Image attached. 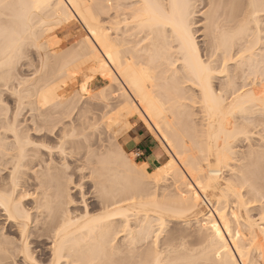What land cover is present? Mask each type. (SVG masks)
Masks as SVG:
<instances>
[{"label": "bare ground", "instance_id": "bare-ground-1", "mask_svg": "<svg viewBox=\"0 0 264 264\" xmlns=\"http://www.w3.org/2000/svg\"><path fill=\"white\" fill-rule=\"evenodd\" d=\"M245 1V11H242L243 14L245 13V16L243 15L245 21L244 19L243 21H239L244 22V24L242 23L243 25L237 23L239 20L237 19L238 15L236 12L237 17L234 16L235 11L232 8L235 2L231 4V0H47L49 6L39 12L32 8L36 0H9V3L13 7L7 10L0 9L1 70L12 68L17 57L18 44L20 41H25L24 37L26 39L28 37L29 40L32 38L33 42L29 41L28 45L30 42L32 44L35 42L40 50L54 45L57 46L58 42L54 38L53 33L56 30L64 28L66 25H71L72 21L76 20L85 34L79 40V43L77 42L78 44H74L76 47H73L74 49H78L79 56L84 59V63L89 69L88 71L91 72L90 81L94 77H97L100 81V89L97 91L99 100L108 104L110 103L108 105L110 106V111L113 112V109L115 111L113 116L117 117L119 121H123L125 127L128 128L130 126L128 123L129 119L135 118L161 144L162 150L169 158L163 167L157 170V173H149L145 168L146 163H136L132 156L126 154L121 146L115 151L114 148H111L113 151L109 150L110 148H108L109 151L104 150L105 159L103 160L104 157L100 155L102 157L98 162V164L100 163V169L98 167L97 171L93 170L97 166V162L93 166L90 165V160L86 159V162L90 165L88 167H92V170L96 173L99 170L98 177H100V180L104 171H106L104 174L107 176L102 177V182L105 179L108 182L107 179L109 178L107 177L111 173L110 182H98L102 183L101 186H108L110 184L111 186H108V189L105 186L106 189L104 188V190L100 184H96L95 186L99 190L98 193H96L98 190L95 191L97 196L93 194V196H96L94 199H98V213L91 214L92 210L90 212V209L88 211L85 210L84 203L86 202H82L84 212L82 211V214L79 213V215H73L70 213L71 211L69 212L64 207L68 205L66 199L69 197V192L67 190L68 185L62 184L64 183L62 181L65 178L64 176L67 178L72 177V173L69 176L65 175L66 170L69 169L66 167L68 164L65 167L62 166V164H66L64 163L65 160H63L65 158L62 157V159L59 156L62 162L64 161L63 163L61 162L62 164L59 163V165L61 164L60 167L58 163V167L54 166L55 163L50 164L52 160L48 159L51 161L50 163L47 159L44 161V155L46 153H48L46 156L50 155L51 152L46 150L49 147L45 148V145L43 146L42 143H39L41 146L37 145L39 148H42L37 149L36 146L37 150L33 149L34 151H31L33 155L30 156L32 153L27 155L28 152H25L26 148L24 149V146L26 142L29 146V140L24 139L23 142L22 140L21 142L20 140L16 141L21 134L13 128L12 125L14 123H11L15 122V118H13L14 120L12 119L9 122L12 125H8V130L11 128L10 126L15 130L14 134L12 133V129L9 131L13 135L11 137H14V139L12 138L13 141H15V144L12 143L10 146L13 148L12 145L14 144L16 146L15 149L18 146V150H15L16 154L11 153L10 146H7L12 141L7 144V138L3 139L5 137L0 136L2 138V140L0 138L1 143L4 140L3 143L9 147V150L8 148L6 150L0 143V151L5 149L4 154L7 151L11 155L13 154L10 156L9 153V158L12 157V159L8 158L11 162L9 164L11 167L8 165L10 173L7 172L6 174L9 173V176L4 177L2 176L4 174L0 175V213L2 212V215L5 217V223L9 227L13 226L16 229L15 231H17L18 235L15 234L19 240L15 242L13 239L10 240L8 236L7 238L9 239H7L3 235L4 233L0 235V264H5L7 258L10 260L14 257H20V262L23 264H25L26 260L27 264H33V261L35 264H264V228L258 223L260 221L263 223L264 221L261 216V219L259 217L258 221L255 218H250V215L246 217L245 211L249 213L250 208L248 209V206H243L245 202L246 204L254 200L257 202L255 198L263 195L259 194V191L263 190L261 192H264V169L263 167L261 170L257 169L260 168L258 167L260 163L255 160L253 161V156L248 157L251 156V153L252 155H256L255 153H258V150L256 152V150L252 149L254 146H251V148L250 145H247L248 148L250 147V150H248L250 151V155L248 152V156L245 154L247 148L244 151L245 155H243L248 157L246 161L251 159V162L242 164L241 162L244 160H239V168H244L241 165L247 166L245 171L239 169L240 172H244L241 173L243 176L240 175L237 169L240 176L236 174L239 177L235 175L236 177L234 178L233 172L235 174L237 171L235 167H232L236 165L234 164L237 160L235 157H240V159L243 157V152L239 154V151L237 152L234 149L236 148L234 144L238 141L239 137L248 141L249 136L250 138L252 136L250 135L252 133L250 131L252 128L250 127L255 128L259 125L262 126L260 131L264 132V85L262 84L264 79L263 81H259L260 85L255 83V81L247 82V78L255 75L257 69H261V71L259 70L261 73L256 74L260 78L261 76L264 78V51H259V53L263 54L256 52L258 55L255 54L256 50L254 51L258 43L257 38H260V30L257 31L260 23H258V13H264V3H262V0L260 3V0ZM172 5H176L177 7H173ZM199 6L200 8L207 7L208 9L204 13L203 19L205 21L203 23H206L203 24L204 27L201 26L203 28L201 32H199L200 29L198 27H200V24L198 22L195 28L189 24V29L194 33L195 50L193 51L183 44L178 33L174 32L171 27H165V24L174 18L179 19L182 16H186L189 20H194L196 8ZM197 9L199 10V8ZM246 32H249L250 35L245 36L249 34ZM242 34L245 38L250 37V39H245ZM199 36H202L201 40L204 39L201 46L196 41V37ZM242 38L246 41L239 44V41H243ZM242 44L245 45L243 46ZM23 46L25 47V45ZM236 55H240L237 56V60L235 59ZM53 56L55 55L53 54ZM54 58L57 60L56 57ZM201 60L205 63H210L215 68L224 70L223 75L215 74L212 77L215 96L209 95L206 98L200 86L202 80L199 62ZM238 62L239 64L235 67L233 64ZM230 65L234 66V68L230 67L233 70L229 68ZM245 69L249 72H246ZM10 71L7 78L11 76ZM60 71H58L59 74L57 73V75H60ZM4 72L0 71V73ZM4 74H2V78L0 76V80L3 79ZM248 75L251 76L248 77ZM7 78L5 77V79ZM235 79H243V81L240 84L237 82V84L235 82L237 80ZM23 82L22 84H24ZM24 96L22 94V97ZM88 110L86 108V111ZM86 111L83 110V112ZM0 112L2 111L0 110ZM81 114L85 115V113ZM83 115L79 116L82 118ZM194 115L201 117L205 123L203 124L205 128L202 125L204 129L202 133L205 136L206 151L203 156L200 155L201 157L196 152H193V148L187 145L182 137V134L187 132L186 130L189 129L188 126L191 123L188 124L187 122V126L186 121L190 117H194ZM178 121L182 123L179 124L183 125L185 132L183 130V133H181L178 129L179 126L176 127ZM3 122L5 123L6 121ZM45 122L47 123V121ZM254 125L257 126L254 127ZM17 133L20 135H16ZM73 133L71 132L70 134ZM21 137L24 138V136ZM30 143L32 144V142ZM34 145L36 143L33 142L32 147ZM12 148L11 150L14 151V148ZM60 150L59 155L65 153L63 152L65 149H62L63 151ZM7 153L5 156H7ZM34 154H38V158ZM92 154L94 155V153ZM236 154L240 156L238 157ZM0 156L2 159L5 157L1 152ZM41 156H44L43 159H41ZM98 157L96 156V158ZM34 158L37 159L35 160ZM50 158L52 159L51 155ZM26 159L30 161L28 162ZM34 161L35 164L33 163ZM7 164L5 163L3 169L7 168ZM31 164L33 165L31 167L34 168L29 167ZM257 164L259 165L257 166ZM250 165L256 167L255 169L252 166L255 171L251 170ZM26 166L31 170L37 169L36 172L39 170L38 174L40 173L41 177L39 178V175L37 176L34 173L36 177H33L32 182H28L27 178V180L24 179L25 174L23 176L21 173L20 175L23 176H21V179L18 174L20 169ZM35 167H39L40 169ZM73 168L71 167V169ZM232 168H235V170L233 171ZM248 170H251V173ZM225 171L226 173H224ZM227 171H231L233 177L232 175L229 176L232 177L231 179L234 178L236 180L232 183L238 185L237 177L240 178V180L238 179L240 181L239 184L241 183V186L246 187L245 189L249 188L245 192L251 193L247 195L249 197L252 196L254 200L250 199L251 201L247 202L242 195L243 200H245L242 202V198L240 199L241 191L236 190V187H232L233 184H230L231 179L228 176L230 173ZM55 172H58L59 174L57 173L56 175L59 176H56ZM62 172L65 173L61 174L63 178L60 177V173ZM101 172L103 173L101 174ZM223 173L226 176L225 178L229 179L224 180L225 178H222ZM45 176L46 178L49 176L48 180ZM51 176L54 180L50 178ZM55 176L61 178L57 179L60 183H58L59 181L56 180ZM259 177L261 178L258 181H262L263 184L261 182L258 185L260 182L256 180L255 183L252 182L253 179ZM169 179L171 182L169 185L167 184L165 189L178 197L176 203L158 206L156 201L144 202L136 200L135 197L139 196L142 191L148 192L151 188H156L157 185H152L153 182L150 180L161 181L163 183ZM20 180L23 181L20 182ZM52 180L54 181L53 183ZM68 180L69 178L66 179L67 183H69ZM113 182H116L119 188H115V184V187H113ZM51 183L55 184V186L53 185L54 187H52ZM76 186L72 188L76 189ZM99 187L102 189H99ZM240 187L239 190L243 189ZM49 188H55V191L52 192V189L50 193ZM30 190L32 191L30 192ZM245 192L243 193L245 194ZM82 193L81 195L83 196ZM229 193L230 196H235L232 198H235L233 203L236 202V204L235 206L234 204L233 206L231 205L232 208L229 207L231 209L226 212L224 208L229 204L225 198H231L228 196ZM70 201L69 204L71 203L70 205H72V201ZM223 201H226L225 203L227 204L224 205ZM29 202H33V214L26 207V204H30ZM222 203L224 206H222ZM62 204L64 208H62ZM95 206L93 205L92 208ZM242 206L244 207L242 213L245 218L242 217L240 212ZM75 212H77V209ZM163 212L172 213L177 216L188 214L198 216V214H201L200 220H195L196 218L193 217L197 224V227H194L198 233H196V236H199L198 241L199 243L201 242L200 245L196 239L194 246H197L196 250L199 248L195 251L196 253L191 246L192 248L190 249L195 254L190 256L191 252L187 256L186 253L190 252V250L185 248L186 253H183L185 250H178L180 254L176 253L178 255L175 256L171 254L172 252L169 251L168 247V251L167 248H165L166 251L163 249L162 251H158L157 249L160 248H157L156 244L153 245L157 242L155 237L161 233L160 231L163 232L162 228H164L163 226L166 221ZM213 225H215V228ZM2 226L5 227L4 224ZM22 226L23 231H21ZM0 229L4 228L1 227ZM32 229H35V231L31 232ZM156 231L159 233L155 234ZM217 231L220 233L219 236L217 235ZM154 234L155 237L153 238L156 239L155 241L152 239ZM30 235H33L32 242L36 247H39L38 253L36 252V258L33 256L34 250L29 247L28 238ZM47 238L51 239L49 251L43 248ZM148 239H152L153 241L151 240L152 242H150L154 243H146ZM9 240L10 242H8ZM14 242L20 244L16 245ZM146 244H150L151 246L148 245L149 247H147ZM142 246H146L147 250H144L145 248ZM140 249L143 250L141 251ZM138 250L142 254H134ZM25 252L27 256H30V259L22 255ZM251 252L255 253V257L251 256ZM181 253H183V256ZM8 254L9 257L6 256Z\"/></svg>", "mask_w": 264, "mask_h": 264}, {"label": "rangeland", "instance_id": "rangeland-1", "mask_svg": "<svg viewBox=\"0 0 264 264\" xmlns=\"http://www.w3.org/2000/svg\"><path fill=\"white\" fill-rule=\"evenodd\" d=\"M231 2H232L231 4H233L235 2V4H233L234 7H232V8L235 11V12L233 11L234 12V16L237 17V15H238L237 19H239V20H238L237 23H239V24H242L243 23L244 24V22H239V21L240 20L243 21V19L245 18V17L243 18V15L245 13L243 14L242 11H245L244 10V6L246 5V1L245 0H236V1L233 2V0H231ZM260 2H261V0L259 1V3ZM197 8H199V10ZM197 8H196V14H195L194 20H196L198 22V24H200V27H198V28L200 29L199 32H201L203 30L202 27H204L203 24L206 23V22L203 23V21H205L203 19L204 18V13L207 11L206 9H208V8L207 7L200 8V6L197 7ZM197 12L200 13V15H199L200 17L198 16ZM236 12H237V15H236ZM239 13H240V15H239ZM259 13H258V16H259L258 23L259 22L260 23H259V26L257 27V28H259V29H257V31L260 30V32H259V35L260 36L259 35L258 36L261 39L260 38H257L258 39V43L256 44L257 46H255L256 49H254V51L256 50L255 51V54H257L256 52H258V54H263L264 53V52L263 53H259V51H261V52L264 51V45H263L264 44V13L263 12L262 13L259 12ZM244 21H245V19H244ZM196 26H197V24H196ZM246 33H249V32H246ZM84 34L85 33H84L83 29H81V26L79 25V23L76 20H73L71 25H66L64 28H61L59 30H56L53 33L54 38L57 39L58 44H57V46L54 45L56 47L51 46L52 48L51 47L47 48L48 50L46 48L40 50V48H38L36 46L35 42H34V44H32L30 42V44L28 45L29 41H32L31 40L32 38L29 40L28 37H27V39H26V37H24V40L25 41L27 40L26 42L24 41L25 42L24 49H26L25 52L27 53L26 56H25V58L24 59H17V57H16L15 58V63L13 62L14 64L12 65V68L10 67V68H8V70L7 69H5V70L2 69L3 71L0 69L1 72H4L5 71L4 72L5 74L4 73H0L1 78H2V74H4L3 75L4 76L3 79L0 80V110L2 111V112H0V122H1L0 123V136L1 137H5L3 139H6L7 138V144H8V142H11L12 141L7 146H10L12 143L15 144V141H13L14 137H11L13 135L9 131V130L12 129V126H13V128L16 129V130H18L19 131L18 133L21 134V135L19 134L20 136L18 135V133L16 134V135L19 136V138H18V136H16L18 138V140L15 139L16 141H19L20 140V142H21V140H22V142H23L24 139H28L29 140V141L27 140L28 143H29V146L27 145V142L25 143V146L27 145L28 147L27 146L26 147L24 146V149L26 148L25 149V152L26 153L28 152L27 155H30L32 153L31 151H34L33 149H35V151H36L39 148L37 145H39V143H42L43 146L45 145L44 146L45 148L46 147H49L48 149L46 148V150H49L51 152L50 155L52 157V159H51L50 158V155H47V156H49V158H47L46 154H48V153H46V154L44 153L45 154L44 155L45 156V159H43L44 156H41V159H43L44 161L46 159L47 160L48 159L49 160H52V163H50L51 161L48 160L50 164L55 163L54 166L56 165V167H58V166L60 167L61 164L64 162V161L62 162V159L65 158L63 160H65L64 163H66V164L65 165L62 164V166L65 167L67 164L70 165V166H68V165L66 166V167L69 168L68 170H66V174L62 172V173H60V175L61 174L62 175L65 174V175L69 176L72 173V175H71L72 177L71 178L68 177L69 178L68 182L70 184L71 183L72 184L70 185L69 183H67L66 179H68V178L66 176H64L65 178H63V176L61 175L60 177L63 178V181L62 180L61 181L64 182V183H62V182L61 183L68 185L67 186V190L69 192L68 193V196L69 197L71 196L70 198L69 197L68 198L72 201V205H70L71 203L69 204V201L70 200L67 197H65V198H67L66 200L68 201V205L65 204V203L64 204L67 205L68 207L67 206H64V207H66V209L69 212L71 211L70 213H72L73 215H79V213L82 214V211L84 212V209L87 210V211L90 209L89 212L92 210L90 212L91 214L98 213L99 212V209H98L99 207L97 206L98 205V199H96V198L94 199V197L97 196L96 193H98L99 190L96 189L95 186H96V184H100L98 182H102L101 180H103V178H102L103 176L106 177L107 175L105 176V174H104V173H106V171H104V173L101 172V174L103 173V176L101 177V180H100V177H98L99 176L98 175L99 170H98L97 173L94 172L93 170L95 169L97 171V168L98 167H99L98 169H100V165H99L100 163L98 164V162L100 161V159L102 157L105 156V151L108 150V148H110L109 150H112L111 148H114V151H115L119 146H121V147H123V149L126 152V154L131 155L132 158L134 159V161L136 163H138V158H136L134 154H130V152L127 151V149H126V147L124 145V143L129 139V137L131 136V133L135 129L141 131L148 138L152 139L156 143V146L158 148V154L159 155H162V157L160 158V164L158 165L157 168H155V169L154 168H151V169H148L147 170V165H146L145 168H146V170L149 173H157V170L161 169L163 167V165L165 164V162L169 159L168 158V155L162 150V148L160 146L161 144L159 142H157V140H155V137L151 133H149L142 126L141 123L137 122V120L135 118H133V119H129L128 120V123L130 124L131 127L130 126L128 128L125 127L123 121H119V119L117 117L113 116L114 113H115V111H114L113 107H111V109H113V112L110 111V106H108V105H110V103L108 104L107 102H102V101L99 100L98 95H97L98 94L97 91L100 89V81H99V79L97 77H94L90 81V77H91V74L90 73L91 72L88 71L89 69L85 65L84 59L79 56L80 54H79L78 49L77 48H76L77 50L74 49V47H76V45H74V44H76L77 42L79 43V40H81L84 37ZM249 35H250V33L248 35L246 34L245 36H249ZM242 36H244V35L242 34ZM245 36H244V38H245ZM247 38H245V39H247V40L250 39V37H247ZM201 39H202V36L196 37V41L198 42V44H200L199 46L203 45L202 42H203L204 39L203 40H201ZM260 40H261V42H259ZM245 41L246 40L243 39V41H239V44H240V42L241 43H244ZM26 43H27V45H26ZM31 44L32 45H35V46H32ZM35 47H37V48H35ZM234 49H235V46H234ZM50 52H52L55 56H53V54L50 53ZM48 53H49V55H48ZM50 55H52V56H50ZM237 56H240V55H236V58H235L236 60L238 58ZM54 57H56L57 60H55ZM237 64H239V62L238 63H235L233 65L236 67ZM233 65H230L229 68L230 67L234 68ZM232 68H230V69L233 70ZM9 69H13V70L10 71ZM59 70H61L60 71V75H57V73L59 74V72H58ZM257 70L255 71V75H252V76L250 75L251 77L248 75V77L252 78L251 80H250V78H247L246 77L247 78V82H253V81H255V83H257L258 85L261 84V83L259 84V81H263L264 78H263V76H261V78H260V76L258 75V74L261 73V72H259V70L261 71V69H259L258 72H257ZM9 71H10L11 76L7 78L8 74H9ZM6 72H8V73H6ZM246 72H249V71L246 70ZM256 73H258V74H256ZM5 77L7 79H5ZM20 80H21V82H20ZM235 80H237V79H235ZM242 81H243V79H241V80L238 79L235 82L236 83L238 82L240 84V82H242ZM22 82L24 84H22ZM262 84L264 85V81L262 82ZM18 86H20L21 88L18 87ZM38 90L40 91V93H39ZM18 91L20 92L19 93L20 96L18 94ZM95 91H96V93H95ZM27 92H28V94H27ZM33 92H35V93L33 94ZM91 93H93V94H91ZM22 94L25 95V96L22 97ZM20 101H21V103H20ZM31 103H33V104H31ZM102 103H104L105 106H104V104L102 105ZM86 108H87V110L89 108L90 112H88L89 110L86 111ZM82 109L84 111H86L87 113L86 112H83ZM19 110H21V111H19ZM81 113H85V115H83ZM107 113H108V115H107ZM42 115H43V117H42ZM79 115H83L82 118ZM195 116H197V117H195ZM77 117H79V118H77ZM85 117H86V119H85ZM192 117H190V119H188L186 121V124H187V122H188V124L191 122L190 123V126H188V124H187V126L189 127V129L186 130L187 132H185V129L183 128V125L182 126L180 125L182 123L179 122V121L177 122L178 124L176 125V127L179 126L178 129L180 130L181 133H183V130H184L185 133L182 134L183 135L182 137L184 138V140L187 143V145H189L190 147L193 148V150H194L193 152L194 153L196 152V154H198V156H200V155L203 156L204 153H205V151H206L205 150V144H206L205 143V136L202 133L203 132L202 130H204L203 129V127H204L203 124H205V123H204V121H202V118L199 117L198 115H194V117L193 118ZM13 118H15V122L16 123L15 122H11L12 124L14 123L12 125L9 122L12 121ZM2 120L3 121H6L7 123L6 122L4 123ZM78 120H80V121H78ZM45 121H47V123ZM10 124L12 126H10L11 128L8 130V128H9L8 125H10ZM83 124H85V125H83ZM91 124H93V125L90 126ZM3 125L6 126V127H4ZM87 125H89V126L87 127ZM202 125H203V127H202ZM54 126H55V129H54ZM65 126H66V129H65ZM255 126H257V125H254V127ZM67 127H68V130H67ZM181 127H182V129H181ZM261 127L262 126H260V125L257 126V127H255V128L250 127L253 130L252 131L250 129V131L252 132V133H250V135H252L251 138L248 135L249 138H248V141H246V140H244V138L239 137V139L240 138L241 139L240 140L238 139V141L234 144L235 147H236L234 149L237 150V152L239 151V154H241L243 152L242 153V156L245 157L243 159V157L241 156L242 159H240V157H239L240 155H237L238 153L236 154V156H238L239 158L235 157V159H237L236 160L237 162L236 161H235V163L233 162L236 165H234L232 167H235L236 168V171H237L235 174L233 172L234 178L239 175L238 174V170L239 169L240 170L242 169V170L245 171V169L247 167V166L245 167V166H242L241 165V167H244V168H239V165H240V161L239 160H244L243 162H241L242 164H245V163H247L249 161L251 162V159H249V161H246L248 157L250 158V157L253 156L252 157V160L253 161L254 160L255 161H258V163H260V166H258L259 164H257V166L260 167V168H257V169L261 170L262 167L264 169V140H263L264 139V132L262 133V130L260 131V128ZM44 128H45V131H44ZM14 129H12V133L15 132ZM61 129L63 130V133H62V130ZM69 132L70 133L71 132L72 133L74 132L73 133L74 135L73 134H70ZM61 133L63 134V136H61L62 135ZM64 133H65V137H64ZM261 134L263 136L262 137L263 139L261 138ZM21 136H24V138L21 137ZM59 136H60V138H59ZM1 140H2V138H1ZM1 140H0V143H1ZM3 142H4V140H3ZM30 142H32V144ZM33 142L36 143V145H34L35 148L32 147L33 146ZM2 143H1V145H3V147L6 148V150H7V148L9 150V147H7L6 144H4V143L2 144ZM252 143H253V145H252ZM14 144L12 145L13 148H14V151L11 150V148H12L11 146H10V151H11V153L16 154L15 153V150H18V146H17V149H15L16 146ZM91 144L93 145V147H92ZM115 145H117V146L115 147ZM247 145H250V147L251 146L252 147L254 146L253 148L252 147L251 148L254 149V150H256V152L258 150V153H255V151H254V153L256 155H252V153H251V156H248L247 155V152L250 155V153H249L250 151H248V150H250L249 149L250 147L248 148ZM36 146H37V149H36ZM39 146H41V145H39ZM59 147H61L63 150L65 149L63 151L60 148L66 154L62 152L63 154H60L59 155V153H60L59 152L60 149H58ZM40 148H42V147H40ZM89 148H91V149H89ZM255 148H257V149H255ZM245 149L247 151H245ZM4 150H1L0 151L1 154H3V156H5L6 153L8 152L7 151L4 154ZM72 150H74V151H72ZM91 150L94 151V152H92ZM244 151H245V154L248 157L247 156H244L245 155L244 154ZM9 153L10 152L7 153V156L3 157L4 159H2L1 156H0V161L1 160L2 161L4 160L3 162L2 161L0 162L1 163L0 165L2 166V167L0 166L1 167L0 168V175L4 174V175H2L4 177H7V175L9 176V173H10L9 172L10 171L9 168L11 166L9 164H11V162H10L9 159H12V157L11 158H9V157L12 156L13 154L11 155V153H10V156H9ZM69 153H71V154H69ZM92 153H94V155ZM82 154H84V155H82ZM32 155H33V153L30 156H32ZM95 155L97 157L98 156L100 157V155H101L102 157L96 158ZM34 156L38 158V154L37 155L34 154ZM59 156L61 158L62 157L63 158L61 159ZM93 156H95V157H93ZM39 157H40V155H39ZM28 158L30 159V157H28ZM37 158H34V159L36 160ZM7 159L9 161V163H8ZM29 159H26V160H28V162H29L30 161ZM86 159L87 160L88 159L90 160V163H91L90 165H93L95 162H97L96 163L97 166L95 168H93V170H92V167L91 168L88 167L90 165H88V162H86L87 161ZM92 159L94 160V162H92L93 161ZM104 159H105V157L103 158V160ZM32 160H33V158H32ZM76 160H77V163H76ZM5 163L6 164L8 163L7 164V168L3 169L5 167ZM33 163L35 164V161ZM57 163H58V166H57ZM59 163H61V164L59 165ZM252 163H254V162H252ZM32 164L29 166L30 168H34V167H31V166L34 165V164L33 165ZM81 164H83V165H81ZM236 166H238V167H236ZM252 166L250 165L251 170L252 171L253 170L255 171L256 167L253 166L255 168V169H253ZM29 167L26 166L25 168L20 169V172H19L18 176H20V178H21V176L22 175L24 176V174H25L24 179L27 178L28 179V182L29 181L32 182V180L36 177L34 175V173L37 176L40 173L38 174L39 170H38V172H36L37 169L31 170V169H29ZM71 167L72 168L74 167V168L71 169ZM35 168H39V167H35ZM81 168H83V169H81ZM235 168H232L233 171L235 170ZM248 168H249V165H248ZM7 169H9V170L6 171ZM70 169L73 170V171L71 172ZM62 170H64V169H62ZM102 170H104V169H102ZM240 170H239V172H240ZM251 170L250 171L248 170V171L251 173ZM91 171H93L94 173L91 172ZM7 172H9V173L6 174ZM51 172H53V171H51ZM227 172L230 173V174H228V176L229 175L230 176L232 175V172L231 171L230 172L227 171ZM21 173H22V175H20ZM57 173L58 172H55V175ZM224 173H226V171ZM224 173L222 174V178L223 179L226 177V176H224ZM241 173H244V172H240V175H242ZM261 173H262V171H261ZM263 173H264V171H263ZM109 174H110V176L107 177V178H109V179H107L108 182L111 181L110 180L111 179L110 178L111 177V173H109ZM236 174H238V175H236ZM225 175H227V174H225ZM233 175H232V177H233ZM52 176H54V174H52ZM52 176L50 177L51 179H53ZM56 176H59V175H56ZM56 176H55L56 180L58 178H60V177L57 178ZM230 176H229V178L231 179L232 177H230ZM40 177L41 176L39 175V178ZM238 177H237V183H238V185L240 187L241 186V183L239 184L240 181H238V179L240 180V178H238ZM45 178H46V176H45ZM47 178H49V176ZM229 178H225L224 180H227ZM234 178L231 179L230 184L233 181L234 182L236 181V180H234ZM260 178L261 177H259L257 179H253L252 182L255 183V180H256L257 182H260L258 184V185H260L261 182H262L260 180L258 181V179H260ZM70 179H72V180H70ZM23 180H20V182H22ZM53 180H52V183L54 182ZM50 181H49V183H50ZM57 181H59V180H57ZM70 181H72V182H70ZM104 181H106V179ZM150 181L153 182L152 185L153 184L157 185L156 188L153 189V188L150 187L151 188L150 191H148V192H143L142 191L139 196H136L135 197L136 200H141V201H144V202H155L156 201V204L158 206H160L161 204L163 206L166 205V204H173L174 202L176 203L178 201V197L174 193H171L170 191H168V190L165 189V187H167V184L169 185V183L171 182L170 179L167 180V181H164L163 183H161V181L160 182L159 181H153V180H150ZM108 182L106 181V183H108ZM249 182H251V181H249ZM249 182H247V183L250 184ZM263 182H262V184H263ZM58 183H60V181ZM78 184L81 185V186L79 185L81 188L78 186ZM101 184H100V186H101ZM114 184L116 185V187H115ZM232 184L233 185L234 184L236 185V183H232ZM248 184L246 185L247 187H248ZM53 185L55 186V184H52V187H54ZM233 185H232V187H236L235 188L236 190L238 189V191H241L240 199L242 198V202H244L245 200L248 202L250 199H253L254 200V198H252V196L249 197L247 195V194L250 195L251 193L245 192V191H248L249 188L248 189H245L246 187L244 188V186H241L240 188H243V189H240L239 190V187H237L238 185H236V186L235 185L233 186ZM243 185H244V183H243ZM75 186H76V189L75 188H72V187H75ZM92 186H94V187H92ZM105 186L108 189L111 186V184L108 185L109 187L107 185H105ZM105 186H101V187H103V190H104V188L106 189ZM101 187H99V189ZM113 187L119 188V185L116 184V182H113ZM50 190H52V192H53V191H55V188H49V191ZM31 191L32 190H30V192ZM82 191H83V193H82ZM95 191H97V192L95 193ZM261 191H263V190H260L259 191L260 193L259 192L258 193L264 195V192H261ZM243 192H245V194L248 196V198H247V196ZM50 193H51V191H50ZM81 193L83 194V196L81 195ZM258 193H256V194H258ZM93 194L96 195V196H93ZM242 195L244 196V199L245 200H243V196ZM263 195L262 196H260V195L258 196L257 195L258 197L255 198L257 202H255V200L254 201L252 200L253 202H250L251 204L250 203L246 204V202L244 203V205H243L244 207L245 206H248V209L250 208L249 209L250 212L247 209V211L250 214L249 213H246V211H245V214H246L245 216L246 217H249L247 215H250V218H255V220L257 219V221L259 219H261V217H264V209H263L264 206H262V205H264V196ZM228 196H230V193H229ZM233 196L234 195L230 196L231 198H228L226 196L227 198H225V200L228 202L229 205H226L227 204V203H225L226 201H223L224 202V205H226L225 206L226 209L223 207L226 212L229 211L232 208L233 204H234V206L236 204V202L233 203V200H235V198H232ZM253 197H255V196H253ZM66 200H63V201H66ZM82 202L83 203L86 202V203H84L85 204L84 209H83V206L84 205H83ZM29 203H30L29 205L31 206V208H30V206L28 204H26L27 205L26 207H28V209H30V212L33 214L34 213V211L32 209L33 208L32 206H34L33 205V202H29ZM93 205L94 206L96 205L97 208H95L96 207L95 206V207H93L94 208L93 209L92 208ZM224 205L222 203V206H224ZM243 206H242V208L240 210L242 217L244 215L242 213L243 212V208H244ZM64 207H63V204H62V208H64ZM229 207H231V208L229 209ZM76 209H77V212H75ZM163 213H164L165 218H166L165 224L163 226L164 228H162L163 229V232L160 231L161 233H159L158 231H156L155 234H158L159 233L158 234L159 237L157 236L158 238L155 237V234H154V236H152L153 234L151 235L152 236V239L154 241L157 239L156 240L157 242H155V243L153 242L154 244L151 243L153 241L152 239H151L152 241L150 239H148L149 242L147 240L146 243H150V244H153V245L156 244L155 246L157 248H160V249H157L155 247L158 251H160V250L162 251V249L165 250V248L168 247L169 248V251L172 252L171 254H173L175 256L178 255L176 253H179L180 254V252L178 250H180V251L181 250L182 251L185 250L183 253H186L187 251H186L185 248H188L187 250H190V252L188 251L186 253V255L192 252V249H190L192 247L194 248V250H193L194 252L197 251L199 248L196 250L195 248L197 246H194V245L196 243V239H197V242L199 243V241H198L199 236L198 237L196 236L198 233L196 232L197 230L195 231V228L197 227V224H196V221L195 220H200L201 214H198V216H193L192 214L183 215V216H177V215H174L172 213H167V212H163ZM245 216L243 218H245ZM0 217H1L0 218V224L2 223V225L4 224V226H5V227H3L2 225H0V228L1 227L4 228V229H0V231L2 230L0 235H2L4 233L3 235L6 236V238L8 236L10 238V240L13 239V241L18 242L19 238H17V236H16V234H17V231H15L16 229L13 226L12 227H9L8 224L5 223V219H4L5 217L2 215V212L0 213ZM193 217L196 218V219L194 220ZM261 222L262 221H260L258 223H260L261 226L264 228V226H263L264 222L263 223H261ZM233 227H235V225H233ZM155 228H157V227H155ZM118 230H120V229L118 228ZM32 231H35V229H32L31 232ZM181 235H183V236H181ZM153 237H155L156 239L153 238ZM9 238H7V239H9ZM32 238H33V235H30L29 238H28L29 239L28 242L30 244V246H29L30 249L34 250V255L33 256L36 258V254L39 251V247H36L35 246V244L32 242ZM10 240L8 242H10ZM50 240L51 239L47 238L46 239V244L43 247L46 251H49V249H50L49 247H51L50 246L51 245V241ZM13 241H11V242H13ZM181 242L183 243V245H181L182 244ZM7 244H9V243H7ZM13 244H12V246H13ZM17 244H20V243H17ZM150 244H146V246L149 247V246H151ZM199 244L201 245V242ZM199 244H196V245H199ZM146 246L145 247L142 246L143 248H145L144 250H147L146 249ZM9 248H11V247L9 246ZM168 248H167V251H168ZM140 250L135 251L134 254H140L141 253V252H139ZM194 252H192L190 254V256L192 254H195L196 253V252L195 253ZM183 253H181L182 256H183ZM251 253H252L251 256L253 257L255 253L254 252H251ZM6 256L9 257V254L6 255ZM16 258L14 257V258H11L10 260H9V258H7L8 260L7 259L5 260L6 261L5 264H23V263L20 262L21 261L20 260V257H16ZM12 259H13V262L14 263L12 262Z\"/></svg>", "mask_w": 264, "mask_h": 264}, {"label": "snow or ice", "instance_id": "snow-or-ice-1", "mask_svg": "<svg viewBox=\"0 0 264 264\" xmlns=\"http://www.w3.org/2000/svg\"><path fill=\"white\" fill-rule=\"evenodd\" d=\"M262 3H264V0H262ZM49 5L47 4V0H36V2L32 5V8L39 12L44 8H47ZM173 7H177L176 5H172ZM13 7V5L11 3H9V0H0V9H9ZM198 15L200 13H197ZM189 24L192 25L193 28H195L197 21L195 20H189L186 16H182L179 19H173L172 21H170L169 23L165 24V27H171L173 29L174 32L178 33L182 39L183 44L189 48L192 49L193 51L194 46H195V41L193 39V31H191L189 29ZM24 41H20L18 44V53H17V58L18 59H24L26 56V52L24 50ZM225 63H227V61H225ZM199 66H200V71H201V88L202 91L204 92L205 97L207 98L209 95L211 96H215V92L213 90V75L215 74H220L223 75L224 70L223 69H219V68H215L213 67V65H211L210 63H205L203 60H201L199 62ZM11 218V217H10ZM262 220H264V217H262ZM213 227L215 228V225H213ZM23 226L21 227V231H23ZM217 235L219 236L220 233L219 231H217ZM238 235V234H237ZM22 255H25L27 257V259H30V256H27V253H22ZM25 264H27V260L25 262ZM33 264H35V262L33 261Z\"/></svg>", "mask_w": 264, "mask_h": 264}, {"label": "crops", "instance_id": "crops-1", "mask_svg": "<svg viewBox=\"0 0 264 264\" xmlns=\"http://www.w3.org/2000/svg\"><path fill=\"white\" fill-rule=\"evenodd\" d=\"M130 154L138 158V163H146L147 170L157 168L162 155L158 154L156 143L139 130H134L129 139L124 143Z\"/></svg>", "mask_w": 264, "mask_h": 264}]
</instances>
